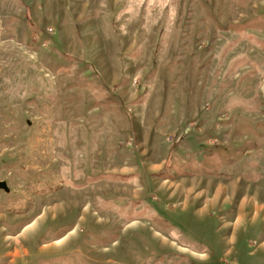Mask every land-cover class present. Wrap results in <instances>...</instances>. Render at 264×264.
<instances>
[{
  "label": "rangeland",
  "instance_id": "1",
  "mask_svg": "<svg viewBox=\"0 0 264 264\" xmlns=\"http://www.w3.org/2000/svg\"><path fill=\"white\" fill-rule=\"evenodd\" d=\"M0 181V264H264V0H0Z\"/></svg>",
  "mask_w": 264,
  "mask_h": 264
},
{
  "label": "crops",
  "instance_id": "2",
  "mask_svg": "<svg viewBox=\"0 0 264 264\" xmlns=\"http://www.w3.org/2000/svg\"><path fill=\"white\" fill-rule=\"evenodd\" d=\"M259 193L261 194V191H259ZM245 195L246 194H243L242 196H245ZM248 195H249L248 197H250L248 199V201L244 200L242 202L239 200V202L236 204V208H235L234 216H233V221H232L233 226H235L236 224L239 225L242 221H244V219L247 217L248 214H249V217L252 219L251 221H257L259 219L260 215L264 216V202H263L262 198L258 194H255V195L248 194ZM242 198L245 199V197H242ZM246 205L250 206V208L248 207L249 212L243 213ZM261 207H263V208H261ZM255 209H258V210L256 211ZM239 215H241V221H240ZM236 221H238V222L236 223ZM29 224H31V223H29ZM28 225H26L25 227H27ZM237 225H236V227H237ZM236 227H235V229H236ZM22 230H23V228L21 229V231ZM21 231L15 235H6V237L4 238V241L10 240V239H12V241L15 240V241H13V245L7 246V244H6L4 246L5 248H3V250H5L3 257L5 259H7V264H16L18 261H22V264H23V254L26 252L23 251V247L21 245V242L19 241V233H21ZM73 231H75V230L73 229L71 232H68L63 237L55 239L50 244L61 241L67 235L73 233ZM17 239H18V241H17ZM15 244L16 245L18 244V246H16Z\"/></svg>",
  "mask_w": 264,
  "mask_h": 264
},
{
  "label": "water",
  "instance_id": "3",
  "mask_svg": "<svg viewBox=\"0 0 264 264\" xmlns=\"http://www.w3.org/2000/svg\"><path fill=\"white\" fill-rule=\"evenodd\" d=\"M0 190L6 191V192L8 191V188L4 181H0Z\"/></svg>",
  "mask_w": 264,
  "mask_h": 264
},
{
  "label": "trees",
  "instance_id": "4",
  "mask_svg": "<svg viewBox=\"0 0 264 264\" xmlns=\"http://www.w3.org/2000/svg\"><path fill=\"white\" fill-rule=\"evenodd\" d=\"M249 143L253 144L252 142H249ZM256 143H257V142H256Z\"/></svg>",
  "mask_w": 264,
  "mask_h": 264
}]
</instances>
